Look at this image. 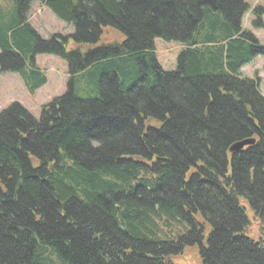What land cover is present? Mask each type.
I'll list each match as a JSON object with an SVG mask.
<instances>
[{
	"label": "trees",
	"instance_id": "16d2710c",
	"mask_svg": "<svg viewBox=\"0 0 264 264\" xmlns=\"http://www.w3.org/2000/svg\"><path fill=\"white\" fill-rule=\"evenodd\" d=\"M8 1L0 71L33 94L46 84L34 55H54L67 81L38 119L0 111V264H177L188 247L200 264H264L250 232L264 225V97L241 74L264 48L243 29L248 5ZM33 3L73 33L42 38ZM251 15L262 29L264 6ZM155 39L182 45L175 70Z\"/></svg>",
	"mask_w": 264,
	"mask_h": 264
},
{
	"label": "rangeland",
	"instance_id": "374dc122",
	"mask_svg": "<svg viewBox=\"0 0 264 264\" xmlns=\"http://www.w3.org/2000/svg\"><path fill=\"white\" fill-rule=\"evenodd\" d=\"M249 9L242 19L243 29L251 32L264 48V27L254 29L252 27L251 9L254 6H264V0H243ZM8 4V0H0V6ZM264 26V16L262 17ZM29 23L32 28L44 39L52 34L66 35L73 33L71 25H64L54 15L40 6L33 3L29 14ZM121 37L114 32L105 30L102 37L103 43L120 41ZM68 47H71L68 46ZM155 58L164 71H173L176 67V58L182 51V45L177 42H165L161 39L154 41ZM36 67L42 70L46 76V84L35 93H29L19 74L0 71V111L12 103H17L27 110L35 119L40 116V108L48 103L53 97L62 95L66 90V62L60 57L46 54L34 55ZM1 70V68H0ZM243 76L252 77L256 74L259 78V90L264 97V57H256L252 63L241 70ZM250 232L254 237H261L264 240V225L252 221ZM197 248L188 247L180 256L177 264H200Z\"/></svg>",
	"mask_w": 264,
	"mask_h": 264
},
{
	"label": "water",
	"instance_id": "95a60500",
	"mask_svg": "<svg viewBox=\"0 0 264 264\" xmlns=\"http://www.w3.org/2000/svg\"><path fill=\"white\" fill-rule=\"evenodd\" d=\"M249 143H250L249 141L238 143V144L232 146L230 151L231 152L237 151V150L241 149L244 145H247Z\"/></svg>",
	"mask_w": 264,
	"mask_h": 264
}]
</instances>
